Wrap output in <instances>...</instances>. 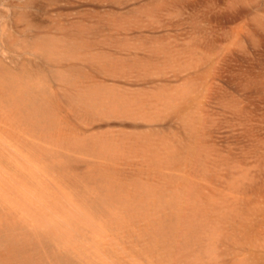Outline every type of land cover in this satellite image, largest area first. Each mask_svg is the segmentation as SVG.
Masks as SVG:
<instances>
[{
  "label": "rangeland",
  "instance_id": "374dc122",
  "mask_svg": "<svg viewBox=\"0 0 264 264\" xmlns=\"http://www.w3.org/2000/svg\"><path fill=\"white\" fill-rule=\"evenodd\" d=\"M111 1L0 0V264H264V0Z\"/></svg>",
  "mask_w": 264,
  "mask_h": 264
},
{
  "label": "bare ground",
  "instance_id": "6f19581e",
  "mask_svg": "<svg viewBox=\"0 0 264 264\" xmlns=\"http://www.w3.org/2000/svg\"><path fill=\"white\" fill-rule=\"evenodd\" d=\"M112 1H113V0H112ZM112 1H111V2H112ZM129 1H130V0H127V1L125 0V2H129ZM134 1L137 2V5H136L135 7H133V8H131V9H129L128 11H133V10H134L135 12H139V11L142 12V11H143L142 13H144V12H146V11H145L146 9H144V8H146L147 6H151V5L154 4V3L150 4L151 1L149 2V5L145 4L144 2H143V3L141 2V1H144V0H134ZM138 1H139V2H138ZM147 1H148V0H147ZM179 1H180V0H161V2H162L161 4H162V6L164 7V10H165L164 14H166V12H167V14L169 13L168 10H170V6H172L171 4H176V5H178ZM154 2H155V1H154ZM113 3H115V1H113ZM115 4H116V5L119 4V5L122 6V5L124 4V2H120V3L117 2V3H115ZM121 6H120V7H121ZM182 7H183V5H182ZM177 8H178V6H177ZM143 9H144V10H143ZM174 9H175V8H172V10H174ZM184 9H185V8H184ZM14 10H15V9H14ZM134 11H133V12H134ZM175 11H176V12H177V11L179 12L180 9H176V10H174V12H175ZM181 11H182V9H181ZM181 11H180V12H181ZM133 12H132V13H133ZM180 12H179V13H180ZM129 13H131V12H129ZM162 13H163V12H162ZM111 14H112V13H111ZM146 14H147V13H145V15H146ZM167 14H166V17L171 15L170 13H169L170 15H169V14L167 15ZM174 14H175V16H177L176 13H174ZM48 15H49V14H48ZM172 15H173V14H172ZM2 16H3V15H2ZM135 17H136V16H135ZM67 18H68V17H67ZM140 19H141V18H140ZM167 19H170V18H167ZM182 19H183V18H182ZM105 20H106V19H105ZM7 23H8V22H7ZM85 23H86V22H85ZM4 24H6V23H4ZM91 24H92V23H91ZM6 25H8V24H6ZM59 25H61V24H59ZM35 26H36V25H35ZM19 28H20V27H19ZM34 28H35V27H34ZM19 30H20V29H19ZM58 30H59V29H58ZM19 32H20V31H19ZM118 34H119V33H118ZM11 37H13V36H11ZM129 37H130V36H129ZM0 38H1V37H0ZM2 38H3V37H2ZM8 38H9V37H8ZM15 38H16V36L13 37L12 40L15 39ZM134 38H136V37H134ZM1 40H2V39H1ZM151 42H152V41H151ZM153 42H155V41H153ZM10 43H11V42H10ZM41 46H43V45H41ZM108 55H109V54H108ZM199 56H200V55H199ZM103 58H105V57H103ZM199 58H200V57H199ZM110 66H111V65H110ZM113 66H114V65H113ZM115 66H116V65H115ZM4 72H5V71H4ZM17 72H18V71H17ZM10 73H11V72H10ZM15 73H16V72H15ZM20 73H21V72H20ZM20 75H21V74H20ZM9 76H10V74H8V76H6V77H9ZM16 77H18V79L20 78L19 76H16ZM4 78H5V75H4ZM13 78H14V77H12L11 79H13ZM6 79H7V78H6ZM9 79H10V78H9ZM14 79H15V78H14ZM16 79H17V78H16ZM4 81H7V80H3L1 83H4ZM8 81H10V80H8ZM14 81H15V80H14ZM14 81H13V83H14ZM19 81H20V80H18V82H17L18 84H19ZM1 83H0V84H1ZM7 83L9 84V83H12V82H7ZM5 84H6V82H5ZM3 85H4V84H3ZM3 85H2V87H3ZM6 85H7V84H6ZM15 85H16V84H15ZM15 85H14V86H15ZM10 86H11V84H10ZM16 86H17V85H16ZM6 87H7V86H6ZM8 87H9V86H8ZM12 87H13V86H12ZM12 87H10V88L12 89ZM3 88H4V87H3ZM4 89H5V88H4ZM7 89H8V88H7ZM11 89H10V90H11ZM13 89H15V87H14ZM1 90H2V89H1ZM15 90H17V89H15ZM1 92H2V91H1ZM11 92H12V90H11ZM17 92H18V91H17ZM19 92H20V91H19ZM111 92H112V91H111ZM118 92H119V91H118ZM3 93H4V92H3ZM15 93H16V92H15ZM15 93L13 92L14 95H12V94H11V95H12L13 97H15ZM100 93H101V92H100ZM9 94H10V92L8 93V95H9ZM16 94H17V93H16ZM20 94H21V92L19 93V95H20ZM17 95H18V94H17ZM107 96H108V95H107ZM19 97H20V96H19ZM11 98H12V97H11ZM15 98H16V100H18V99H17V96H16ZM21 98H22V97H21ZM21 98H20V101H21ZM1 99H4V98H1ZM30 99H31V96H30ZM14 100H15V99H14ZM32 100H33V99H32ZM3 101H4V100H3ZM5 101H6V100H5ZM5 101H4V103H5ZM9 102H10V101H9ZM130 102H131V101H130ZM1 103H2V102H1ZM6 103H8V102H6ZM10 103L12 104V100H11ZM13 103H14V102H13ZM15 103H16V102H15ZM17 103H19V102H17ZM126 103H127V102H126ZM135 103H136V102H135ZM163 103H164V102H163ZM5 105H6V104H4V106H5ZM157 105H158V104H157ZM1 106H2V105H0V107H1ZM9 106H10V108L12 107V105H9ZM14 106H15V105H14ZM14 106H13V108H14ZM16 106H18V105H16ZM5 107H7V106H5ZM5 107H1V108H5ZM1 108H0V109H1ZM134 108H135V107H134ZM7 109H9V107H8ZM119 109H120V108H119ZM174 109H176V108H174ZM10 110H11V109H10ZM15 110H17V108H16ZM34 110H35V109H34ZM165 110H166V109H165ZM1 111H2V110H1ZM5 111H6V109H5ZM11 111H12V110H11ZM3 112H4V111H2V114H3ZM8 112H10V111L8 110ZM17 112H18V111H17ZM32 112H35V111H32ZM36 112H37V111H36ZM161 112H162V111H161ZM161 112H160V113H161ZM5 114H6V112H5ZM7 114H8V113H7ZM7 114H6L5 116H8ZM3 116H4V115H3ZM9 116H10V115H9ZM17 116H18V115H17ZM17 116H16V117H17ZM13 117H15V116H13ZM13 117H12V118H13ZM10 118H11V117H10ZM12 118H11L10 120H12ZM0 119H2V116H0ZM7 119H9V118H7ZM13 119H14V118H13ZM4 120H6V119H4ZM4 120H3V121H4ZM10 120H9L8 124H9V123H10V124L12 123V121H10ZM16 120H17V118H16ZM117 120H118V119H117ZM153 121H154V120H153ZM5 122H6V121H5ZM14 123L17 125L18 122L15 121ZM15 124H14V127L16 126ZM18 124H19V123H18ZM181 124H182V123H181ZM8 126H9V125H8ZM19 126H20V125H19ZM19 126H16L15 129L18 128ZM11 127H13V126H11ZM11 127H10V128H11ZM13 129H14V128H13ZM13 129L11 128V130H13ZM192 129H193V128H192ZM15 131H17V130H15ZM15 131H14V132H15ZM188 131H189V130H188ZM14 132H13V133H14ZM132 132H133V131H132ZM154 132H155V131H154ZM1 133H2V132H1ZM10 133H11V132H10ZM17 133H18V132H17ZM14 135H15V134H14ZM141 135H142V134H141ZM130 137H131V136H130ZM133 137H134V136H133ZM0 138H2V137H0ZM4 139L6 140V138H4ZM1 140H2V139H1ZM2 141H4V140H2ZM135 141H137V140H135ZM137 142H138V141H137ZM134 143H135V142H134ZM12 145H14V144H12ZM136 145H137V144H136ZM15 146H16V145H15ZM16 147H17V146H16ZM16 147H13V148H16ZM11 148H12V147H11ZM19 151H20V150H19ZM1 152H2V151H1V149H0V154H1ZM15 152H16V150L14 151V153H15ZM2 153H3V152H2ZM5 153H6V152H5ZM144 153H145V152H144ZM11 154H12V153H11ZM153 154H154V153H153ZM3 155H8V154H4V153H3ZM3 155H2V156H3ZM8 156H10V155H8ZM8 156H7V157H8ZM177 156H178V155H177ZM3 159H5L6 161H9V160L6 159V157H4ZM9 159H13V157H12V158L10 157ZM0 160H1V159H0ZM5 160H4V162H5ZM173 162H174V161H173ZM0 163H2V162H0ZM170 172H171V171H170ZM2 173H3V172H2ZM165 176H166V175H165ZM1 236H2V235H1ZM3 236H5V234H4ZM8 237H9V236H8ZM1 238H2V237H1ZM5 238H6V237H5ZM5 238L3 237L2 239L5 240ZM0 241H1V239H0ZM11 242H12V241H11ZM9 244H10V242H9ZM13 247H15V246H13ZM16 248H17V246H16ZM17 249H18V248H17ZM16 252H17V251H16ZM88 253H89V252H88ZM17 255H18V254H17ZM17 257H18V256H17ZM17 257H15V258L17 259ZM15 258H14V259H15ZM52 259H53V258H52ZM26 261H27V259H26ZM26 261L23 260V262H25V263H26ZM28 261H29V260H28ZM0 262H1V261H0ZM2 262H3V261H2ZM14 262H15V261H13L12 264H14ZM25 263H23V264H25ZM2 264H4V263H2ZM5 264H7V263H5ZM10 264H11V263H10ZM15 264H16V263H15ZM26 264H28V262H27Z\"/></svg>",
  "mask_w": 264,
  "mask_h": 264
}]
</instances>
